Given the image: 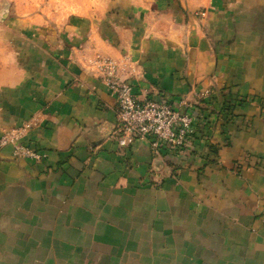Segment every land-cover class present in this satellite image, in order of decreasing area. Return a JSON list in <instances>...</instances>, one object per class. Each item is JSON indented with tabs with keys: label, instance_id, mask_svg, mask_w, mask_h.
<instances>
[{
	"label": "crops",
	"instance_id": "1",
	"mask_svg": "<svg viewBox=\"0 0 264 264\" xmlns=\"http://www.w3.org/2000/svg\"><path fill=\"white\" fill-rule=\"evenodd\" d=\"M60 23L0 78V264H264V0H111ZM107 75L195 109L189 152L120 149Z\"/></svg>",
	"mask_w": 264,
	"mask_h": 264
},
{
	"label": "built area",
	"instance_id": "2",
	"mask_svg": "<svg viewBox=\"0 0 264 264\" xmlns=\"http://www.w3.org/2000/svg\"><path fill=\"white\" fill-rule=\"evenodd\" d=\"M103 67L109 70L112 68L111 63ZM107 76V87L117 100L118 127L115 139L120 149H127L136 141L143 140L150 144L155 154L161 150L169 154L182 155L189 152L194 142L198 119L195 109L183 110L167 97L160 101L139 100L133 94L132 85ZM183 105L188 107L184 102ZM16 140L9 134L3 139V143H13L17 157L42 161V154L28 146L18 144Z\"/></svg>",
	"mask_w": 264,
	"mask_h": 264
},
{
	"label": "rangeland",
	"instance_id": "3",
	"mask_svg": "<svg viewBox=\"0 0 264 264\" xmlns=\"http://www.w3.org/2000/svg\"><path fill=\"white\" fill-rule=\"evenodd\" d=\"M111 0H0V78H11V66L42 31L62 26L68 16L99 11Z\"/></svg>",
	"mask_w": 264,
	"mask_h": 264
}]
</instances>
